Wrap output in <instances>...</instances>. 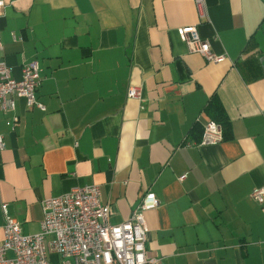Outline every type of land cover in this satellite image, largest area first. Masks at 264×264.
<instances>
[{"label": "crops", "instance_id": "obj_1", "mask_svg": "<svg viewBox=\"0 0 264 264\" xmlns=\"http://www.w3.org/2000/svg\"><path fill=\"white\" fill-rule=\"evenodd\" d=\"M2 1L0 61L18 80L38 65L46 110L16 99L1 113L0 245L4 206L34 235L44 200L98 185L113 225L156 195L154 264H264V203L251 198L264 187V0H205L203 13L195 0ZM191 27L226 60L191 52L178 34ZM214 99L228 130L199 147Z\"/></svg>", "mask_w": 264, "mask_h": 264}, {"label": "built area", "instance_id": "obj_2", "mask_svg": "<svg viewBox=\"0 0 264 264\" xmlns=\"http://www.w3.org/2000/svg\"><path fill=\"white\" fill-rule=\"evenodd\" d=\"M200 13L205 11V0H195ZM4 2L0 0V7ZM180 39L191 52L200 54L209 63H222L225 55H217L211 44L203 40L195 27L178 31ZM13 39L17 37L13 35ZM1 49V43H0ZM40 69L36 63L22 67L21 79L13 77L12 69L0 61V116L15 110V100L25 99L29 109L45 111L39 102ZM128 98L143 101V90L130 87ZM1 119V117H0ZM14 131L17 118L6 122ZM224 141L222 126L215 121L205 124L199 147H209ZM193 144H188L192 146ZM6 144L0 135V151ZM185 176L180 180H184ZM101 188L88 185L74 188L69 193L42 202L43 219L40 232L26 235L21 223L3 212L6 217L4 240L0 245V264H154L146 257L149 228L145 213L159 207L156 195L142 196L130 219L120 225L110 223V208L101 203ZM251 198L264 203V187L255 189ZM8 254L12 256L9 257Z\"/></svg>", "mask_w": 264, "mask_h": 264}, {"label": "trees", "instance_id": "obj_3", "mask_svg": "<svg viewBox=\"0 0 264 264\" xmlns=\"http://www.w3.org/2000/svg\"><path fill=\"white\" fill-rule=\"evenodd\" d=\"M207 114L215 122L220 124L224 128L225 131L228 130V123H227L226 117L217 99H214V101H212V104H210V106L207 109Z\"/></svg>", "mask_w": 264, "mask_h": 264}]
</instances>
